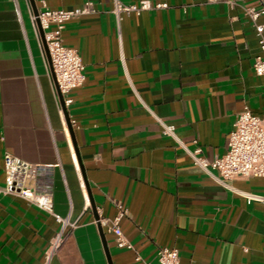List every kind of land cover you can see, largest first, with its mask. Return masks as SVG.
Segmentation results:
<instances>
[{
  "label": "crops",
  "instance_id": "1",
  "mask_svg": "<svg viewBox=\"0 0 264 264\" xmlns=\"http://www.w3.org/2000/svg\"><path fill=\"white\" fill-rule=\"evenodd\" d=\"M119 1L168 8L119 21L114 0H0V190L6 154L49 168L39 186L56 215L78 223L50 264H109L95 217L121 211L134 250L103 228L112 264H156L164 248L178 250L180 264H264V203L245 197H264V179L222 184L183 148L214 161L238 114L264 116V77L253 69L260 48L243 11L261 2ZM87 2L97 13L63 31L85 66L68 96L76 150L31 18ZM59 230L53 216L0 193V264H45Z\"/></svg>",
  "mask_w": 264,
  "mask_h": 264
},
{
  "label": "built area",
  "instance_id": "2",
  "mask_svg": "<svg viewBox=\"0 0 264 264\" xmlns=\"http://www.w3.org/2000/svg\"><path fill=\"white\" fill-rule=\"evenodd\" d=\"M259 1L261 2L260 7H243V11L255 30L260 48L253 69L257 76L264 77V24L259 23L260 18L264 16V2ZM208 2L210 4H225L230 8L238 6L237 2L233 0H208ZM167 8L168 5L165 3L151 4L143 1L138 5H125L119 0H114L112 13L120 21L124 16H140L146 11ZM17 13L19 15L18 10ZM96 13L94 4L87 2L81 8L74 10H51L45 7L38 13V16L33 14L31 18L41 45L37 21L44 32V40L50 55L56 84L63 96L66 109L71 104V100L68 98L70 92L83 86L86 76L85 66L79 52L63 44V31L69 22ZM53 90L58 102V113L62 119H65L54 83ZM233 127L226 153L214 161L206 160L202 156L200 148L196 147L194 151H189L185 146L183 148L188 151L197 167L222 184L239 179H264V116L259 117L249 110H244L236 117ZM48 169L45 166L31 164L11 154H6L4 158L5 186L0 190V193L5 196L19 198L53 216L60 224L59 232L49 242L45 254V264H50L64 247L70 232L78 226L77 222L55 214L52 194L43 191L39 186L42 174ZM245 197L248 204L264 203V197L252 195H245ZM123 216L124 212L121 211L115 219H100L99 223L108 233L115 235L119 248L134 250L120 227ZM136 260L143 264H153L143 261L139 256L136 257ZM156 264H180L179 251L168 248L158 250Z\"/></svg>",
  "mask_w": 264,
  "mask_h": 264
},
{
  "label": "water",
  "instance_id": "3",
  "mask_svg": "<svg viewBox=\"0 0 264 264\" xmlns=\"http://www.w3.org/2000/svg\"><path fill=\"white\" fill-rule=\"evenodd\" d=\"M34 15L35 16H38V12L35 9H34ZM37 26H38L39 34H40V37H41L43 49H44V52H45V55H46V59H47V62H48V66H49L51 78H52V81H53V83H54V85L56 87L60 104H61V106L63 107V110H64L65 121L67 123V126H68V129H69L71 138L73 140L74 147L76 148L75 137H74V133H73V128H72V125H71V121L69 119V116H68V113H67V109L65 108L63 96L61 95V93H60V91H59V89L57 87V84H56V78H55V75L53 73V69H52V66H51L50 55H49L48 48H47V45H46L45 40H44V32H43V30H42V28L40 26V23L38 21H37ZM76 150H77V148H76ZM77 154H78V152H77ZM92 207H93V210H95V206L93 205V201H92ZM95 218H96V222H97V224L99 226L100 236H101V239H102V242H103V246H104V249H105V252H106V255H107L109 264H112L111 263L110 254H109L108 245H107L106 235L104 233V230H103L102 226L99 223L100 218L98 216H96Z\"/></svg>",
  "mask_w": 264,
  "mask_h": 264
}]
</instances>
